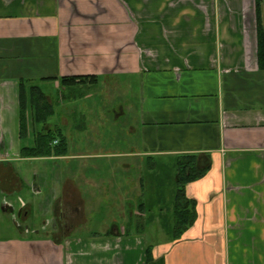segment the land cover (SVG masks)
<instances>
[{"label":"crops","instance_id":"crops-1","mask_svg":"<svg viewBox=\"0 0 264 264\" xmlns=\"http://www.w3.org/2000/svg\"><path fill=\"white\" fill-rule=\"evenodd\" d=\"M260 1L0 0V264H264ZM33 87L65 155L22 154ZM182 156L208 171L172 240Z\"/></svg>","mask_w":264,"mask_h":264},{"label":"trees","instance_id":"trees-1","mask_svg":"<svg viewBox=\"0 0 264 264\" xmlns=\"http://www.w3.org/2000/svg\"><path fill=\"white\" fill-rule=\"evenodd\" d=\"M264 4V0L260 1ZM260 4L258 7L260 8ZM258 8V10H259ZM258 47H259V64L264 68V32L258 22ZM76 80H85L84 78H70L64 79V83L76 82ZM38 88L33 87L31 96L21 93V138L26 141L30 136V126L27 120V104L38 108L40 115L38 116L37 123L45 124L50 115L54 113L53 108L48 103L47 97L41 94ZM39 94V96H37ZM40 97L38 100L37 98ZM58 142L56 145L54 142ZM67 153V141L61 133L48 131L38 133L35 136L33 145H24L22 154L26 158L31 157H44V156H60ZM208 169H198L196 157L182 156L178 159V169L176 177V191L173 199V225L172 229L175 236L172 240H178L181 235L188 230L196 221L195 204L190 201L186 196V185L190 182L199 180L205 176ZM144 223V222H143ZM141 224L142 226L144 224ZM139 224V223H138ZM131 226V225H130ZM129 226V227H130ZM129 229V228H128ZM148 261H151V247L148 248Z\"/></svg>","mask_w":264,"mask_h":264},{"label":"rangeland","instance_id":"rangeland-1","mask_svg":"<svg viewBox=\"0 0 264 264\" xmlns=\"http://www.w3.org/2000/svg\"><path fill=\"white\" fill-rule=\"evenodd\" d=\"M32 94H33V92H32ZM37 96H39V94ZM39 98L40 97H38L37 100ZM47 100H48V103L51 105V107L54 110V103H52L48 98H47ZM37 109L38 108L32 106L31 104H27V120H28V125L30 126V135L32 133V134H34V136H36L38 133L48 131V129H49V128H47V124H46L47 122L45 124H40V123L38 124L37 123L38 116L41 113L39 110L37 111ZM49 118H50V116H49ZM30 143L33 144V142H31L29 140V138H28L26 140V145L29 146ZM71 163H72L71 160H69V161H59V162H57L56 165L50 166L48 169H70V167H72ZM168 165L169 164L166 162L165 164H162V166H161V169H165V170L162 171V173L160 175V183H162L164 181H168L167 188L168 189H174L173 188V183H172V177H171V175L169 173H167V170H166V169H172V167L168 166ZM17 220L19 221L18 217H17ZM5 224L8 225V222H5ZM13 225L16 227L14 222H13ZM13 229H15V228H13Z\"/></svg>","mask_w":264,"mask_h":264}]
</instances>
